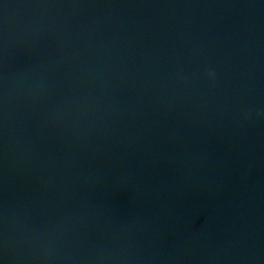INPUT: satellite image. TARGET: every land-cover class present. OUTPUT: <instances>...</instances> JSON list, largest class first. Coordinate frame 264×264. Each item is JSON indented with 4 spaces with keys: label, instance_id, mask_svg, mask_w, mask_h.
Instances as JSON below:
<instances>
[{
    "label": "water",
    "instance_id": "1",
    "mask_svg": "<svg viewBox=\"0 0 264 264\" xmlns=\"http://www.w3.org/2000/svg\"><path fill=\"white\" fill-rule=\"evenodd\" d=\"M0 261L264 264V0H0Z\"/></svg>",
    "mask_w": 264,
    "mask_h": 264
},
{
    "label": "clouds",
    "instance_id": "2",
    "mask_svg": "<svg viewBox=\"0 0 264 264\" xmlns=\"http://www.w3.org/2000/svg\"><path fill=\"white\" fill-rule=\"evenodd\" d=\"M207 74H208L209 77L214 78V75H215L214 72H212V71H208ZM0 264H2V261H0Z\"/></svg>",
    "mask_w": 264,
    "mask_h": 264
}]
</instances>
